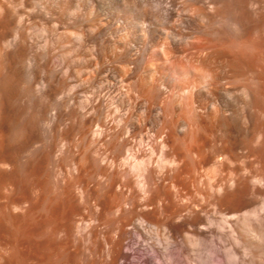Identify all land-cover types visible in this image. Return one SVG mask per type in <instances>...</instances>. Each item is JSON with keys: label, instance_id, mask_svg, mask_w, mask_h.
Masks as SVG:
<instances>
[{"label": "rangeland", "instance_id": "obj_1", "mask_svg": "<svg viewBox=\"0 0 264 264\" xmlns=\"http://www.w3.org/2000/svg\"><path fill=\"white\" fill-rule=\"evenodd\" d=\"M116 2L0 0V264H264V182L226 196L198 187L191 191L193 205L130 204L127 183L135 196L147 194L136 186L134 165L157 171L167 153L151 139L120 166L125 151L118 153L115 139H108L115 118L97 126L106 109L125 106L110 76L99 74L115 65L108 44L124 20ZM69 8L71 25H82L79 40L65 33L62 16ZM163 64L168 72L169 63ZM67 69L71 112L63 104ZM263 145L260 159H248L260 175ZM247 162L239 159L225 176L244 174ZM242 223L257 230L254 243Z\"/></svg>", "mask_w": 264, "mask_h": 264}, {"label": "bare ground", "instance_id": "obj_2", "mask_svg": "<svg viewBox=\"0 0 264 264\" xmlns=\"http://www.w3.org/2000/svg\"><path fill=\"white\" fill-rule=\"evenodd\" d=\"M129 1L123 7L115 0L122 9L112 6L115 12H123L121 20L124 15L107 49L115 65L98 71L110 76L113 93L122 95L125 106L106 109L97 126L117 123L110 127L108 139L118 141L112 142L118 153L125 151L126 156L117 153L119 165L130 161L135 146L151 139L167 153L162 164L156 163L157 171L145 168L143 162L134 165L136 186L147 194L135 196L134 187L127 183L130 204L141 209L169 207L177 201L193 205L196 194L191 191L197 192L198 187L227 195L234 189L248 190L249 182L263 183L264 174H255L248 159H260L264 141V0ZM70 12L69 8L62 16L65 33L79 40L81 32L76 30L82 25L80 20L71 25ZM132 60H137L133 69ZM165 62L168 72L162 66ZM68 69L63 84L66 110L71 106ZM239 159L250 163L244 174L232 170L225 176L227 167ZM243 229L247 242L258 239L249 224Z\"/></svg>", "mask_w": 264, "mask_h": 264}]
</instances>
